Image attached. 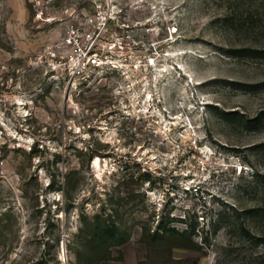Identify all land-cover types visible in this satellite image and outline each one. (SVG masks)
I'll use <instances>...</instances> for the list:
<instances>
[{
	"label": "rangeland",
	"instance_id": "obj_1",
	"mask_svg": "<svg viewBox=\"0 0 264 264\" xmlns=\"http://www.w3.org/2000/svg\"><path fill=\"white\" fill-rule=\"evenodd\" d=\"M73 24L119 66L67 102L41 54ZM250 49L264 0H0V264H264Z\"/></svg>",
	"mask_w": 264,
	"mask_h": 264
},
{
	"label": "built area",
	"instance_id": "obj_2",
	"mask_svg": "<svg viewBox=\"0 0 264 264\" xmlns=\"http://www.w3.org/2000/svg\"><path fill=\"white\" fill-rule=\"evenodd\" d=\"M98 30L70 25L63 35L41 54L50 76L64 85V98L89 86L119 66L100 48ZM100 34V33H99Z\"/></svg>",
	"mask_w": 264,
	"mask_h": 264
},
{
	"label": "trees",
	"instance_id": "obj_3",
	"mask_svg": "<svg viewBox=\"0 0 264 264\" xmlns=\"http://www.w3.org/2000/svg\"><path fill=\"white\" fill-rule=\"evenodd\" d=\"M251 51H258V53H260L261 55H264V50H252L250 49ZM255 121H251V123H254ZM264 146V144H263ZM254 178H256V181L259 183V182H262L264 184V175L260 174L259 172H255L254 174ZM246 215L248 217H252V218H260V219H263L264 220V206H259L257 208H253V209H250L248 210L247 212H245ZM242 229H245L246 228H242ZM256 240V243L259 244V243H264V238H257L255 239Z\"/></svg>",
	"mask_w": 264,
	"mask_h": 264
},
{
	"label": "bare ground",
	"instance_id": "obj_4",
	"mask_svg": "<svg viewBox=\"0 0 264 264\" xmlns=\"http://www.w3.org/2000/svg\"><path fill=\"white\" fill-rule=\"evenodd\" d=\"M149 101H151V96L149 97ZM144 110H146V111L148 112V111H149V110H148V106H145V107H144ZM97 163H98V162H97Z\"/></svg>",
	"mask_w": 264,
	"mask_h": 264
}]
</instances>
